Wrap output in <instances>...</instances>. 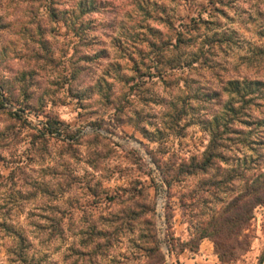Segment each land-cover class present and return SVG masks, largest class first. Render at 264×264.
I'll use <instances>...</instances> for the list:
<instances>
[{
  "label": "rangeland",
  "instance_id": "1",
  "mask_svg": "<svg viewBox=\"0 0 264 264\" xmlns=\"http://www.w3.org/2000/svg\"><path fill=\"white\" fill-rule=\"evenodd\" d=\"M99 1L105 8L91 19L95 29L90 38L94 42L83 47L92 55V67L96 69L94 77L87 78L89 84L110 61L97 54L103 47L111 52L110 58L119 56L113 40L104 32L113 29L109 27L111 19L120 21L125 15L131 23L136 16L143 20L144 15L135 10L137 0ZM157 1L165 2L177 25L188 24L192 16L213 7L209 0ZM226 1L227 15L215 18L213 28L226 31L229 41L216 49L213 73L205 70V75H214L215 79L264 78V0ZM29 11L24 0H0L5 26L0 29V81L18 94L22 93L21 85H27L34 99L48 100V111L76 136L64 139L73 143V148L62 141L64 135L61 139L49 136L43 141L48 148L33 153L31 133L34 128H43L46 117L28 109L19 111L18 103L0 102V264H145L152 259L157 241L144 236L148 231L144 218L150 224L154 219L158 245L165 256L163 264H223L209 238L203 239L196 250L191 249L192 242L187 248L184 245L194 231L192 221L199 218L196 215L208 200L191 196L200 186L199 175L177 172L193 155L201 157L208 146L209 127L200 120L206 110L202 109L200 115L191 110L173 127L171 105L150 93H159L158 85L141 90L117 116L114 109L96 103L97 94L84 107L68 91V58L73 51L68 29L61 25L60 32L52 31L53 25L40 11L44 27L40 32L35 24L30 25L28 32L37 35L32 40L27 30L21 29ZM42 39L52 50L49 58L36 61L31 53L41 50ZM95 55L99 56L97 60ZM24 74L26 79L21 81ZM251 153L255 154L243 148L237 160L233 156L230 163L244 161ZM168 167L177 173L171 188L165 176ZM109 195L114 199L107 198ZM229 195L217 197L228 199ZM211 201V207H218L217 199ZM127 211L134 212L129 216ZM135 213L136 219L143 220L128 224L127 219H134ZM93 226L105 231L106 236L87 237ZM18 233L25 238L22 257L27 262L16 259L13 252L20 250ZM250 235V250L232 264L260 263L264 253V206L255 211Z\"/></svg>",
  "mask_w": 264,
  "mask_h": 264
},
{
  "label": "trees",
  "instance_id": "2",
  "mask_svg": "<svg viewBox=\"0 0 264 264\" xmlns=\"http://www.w3.org/2000/svg\"><path fill=\"white\" fill-rule=\"evenodd\" d=\"M24 2L26 6H30V11L21 29L27 30L26 34L32 40H35L37 35L28 32L31 29L30 25L35 24V28L40 32L44 27L42 17L38 16L40 11L47 15L48 22L53 25L52 31L60 32L61 25L68 29L67 36L73 44V51L68 58L71 66L67 76L68 91L71 97L84 107L86 102L97 94L96 103L114 109L117 116L118 112H125L130 100L132 101L141 90L158 85L161 93L154 90L150 93L157 100L166 101L171 105L170 123L172 122L173 127L186 119L191 110L198 112V115L202 109L206 110L205 114L200 116V120L209 127L208 146L201 157L193 155L189 161L182 163L177 172L185 171L189 175H199L202 182L200 181L197 190L192 189L193 193L194 190L196 192L191 196L208 200L202 205L204 209L201 214L196 215L199 218L196 217V221H192L194 231L184 245L187 248L192 242L191 249L199 248L201 241L209 238L213 241L215 252L223 264L238 261L250 250V231L255 220V211L258 207L264 206V78L215 79L214 75L210 77L205 75V70L212 71L214 68L213 58L216 49L229 41L226 31H214L213 28L215 18L227 15L228 1L209 0L213 6L210 10H201L197 16L191 17L188 24L177 25L175 15L167 9L165 2L137 0L135 10L138 9L144 14L143 20L136 16L130 23L124 15L120 21L117 18L111 19L109 22L111 25L108 26L113 29L104 31L113 40L119 56L110 58L111 52L106 51L105 47L97 53L109 58L110 61L93 84H89L87 78L95 75L96 69L92 67L94 59L87 51L84 52L83 47L90 41L94 42L92 37L90 38L92 29H95L91 19L101 8H105L102 1L24 0ZM36 4L39 6L37 13L34 8ZM116 14H113L114 17ZM129 16L134 17L132 13ZM115 22L118 24L115 25ZM3 27L4 22L0 17V29ZM41 44L40 51L31 53L36 61L49 58V52L52 50L44 39L41 40ZM98 55H95L96 60L99 58ZM25 79L24 74L20 80ZM21 88L22 93L18 94L12 87L0 81V102L18 103L19 111L28 109L46 117L43 128H34L35 131L31 133L33 153L39 154L48 148L43 141L49 136L61 139L60 136L64 135L65 138L62 139L64 142L66 138H75L76 135L64 126V122L48 111V100L43 101L42 97L34 99V95L28 93L27 85H21ZM13 113L22 120L18 111ZM142 132L149 137L146 129L143 128ZM66 143L68 148H73V143ZM243 148H248L255 154L251 153L250 158L244 161L230 163L233 156L237 160ZM156 162L160 166L159 161ZM18 168L21 169L22 166L18 165ZM176 174L173 167H168L165 171L170 188ZM221 194L230 195L228 199H220L217 196ZM134 196L139 197V194ZM131 197L132 195L130 199ZM107 198L113 200L114 196L109 195ZM212 199L218 200L216 203L218 207H211ZM127 212L130 216L134 211ZM136 214L134 219L129 218L126 222L140 223L143 218L136 219ZM144 220L148 228V231L143 233L144 236L157 241V247H153L151 251L152 259L145 264H163L165 256L158 245L154 219L151 224L148 219ZM94 235L106 236V233L101 228L93 226L87 231V237L93 238ZM18 238L20 250L14 249L13 252L16 259L27 262L28 260L22 257L25 238L22 233H18ZM259 264H264V253Z\"/></svg>",
  "mask_w": 264,
  "mask_h": 264
}]
</instances>
